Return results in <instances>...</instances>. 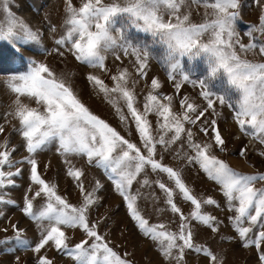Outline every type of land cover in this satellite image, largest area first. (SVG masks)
<instances>
[{"label": "snow or ice", "instance_id": "snow-or-ice-1", "mask_svg": "<svg viewBox=\"0 0 264 264\" xmlns=\"http://www.w3.org/2000/svg\"><path fill=\"white\" fill-rule=\"evenodd\" d=\"M14 3L15 0H0V40L13 46L14 59L25 70L8 71L0 81L10 93L0 110V135L4 137L0 141V205L19 206L4 189L17 186V178L24 175L27 165L30 182L21 210L34 222L39 239L33 244L25 237L26 230L12 223L14 235L4 237L0 244L15 241L16 246L32 247L37 264H54L52 258L40 254L48 246L73 257L76 264H132L127 254L122 257L99 231L104 217L91 218V210L100 200L97 192L103 185L96 179L90 189L85 186L84 169L68 159L77 155L104 169L139 230L156 242L166 260L185 264L186 250H194L203 253L208 264H222L212 248L194 242L191 223L195 220L218 231L220 221L203 206L219 207V201L194 194L182 178V168L163 162L167 152L187 164L198 163L220 186L227 208L235 213L229 219L246 245L260 247L264 243V171L240 170L216 154L227 151L225 130L220 126L222 110L227 107L239 134L258 142L259 155L264 157V59L249 58V54L264 56V0H254L260 11L257 22L250 23L246 31V43L237 21L249 0H79L78 4L65 0L62 31L54 38V51L63 56L64 48L77 61L110 73L111 84L95 71H89L87 79L113 106L122 125L131 130L129 120L134 122L139 143L94 113L63 72L58 73L48 63L27 54L28 43L43 46L42 33L17 16ZM194 7L202 15L199 21L193 19ZM200 7L203 13L199 12ZM50 27L55 32L57 26ZM132 29L148 34L151 41L130 36ZM156 45L161 46L159 51ZM109 56L113 58L114 71L108 65ZM154 57L174 81V92L161 91L158 77L147 83L149 61ZM185 58H202L205 75L193 79L185 70ZM141 79L147 87L142 108L136 92ZM216 81L220 83L215 84ZM185 82L199 85L198 96L187 92L181 95ZM177 101L179 109L175 107ZM150 115L156 117L155 127ZM12 133L19 134L21 144H11ZM53 144L64 157L67 175L76 182L81 197L78 203H70L58 191V184L39 171L37 154ZM20 148L26 154L14 158ZM240 155H247L244 148ZM149 168L167 173L174 187L159 179L150 181L146 174ZM134 182L159 185L165 194V207L157 211L178 214L176 230L164 222L149 223L138 207L141 193L132 191ZM177 190L194 205L187 216L174 199ZM151 196L159 200L154 193ZM37 198H42L39 205L35 203ZM257 225L259 232L249 239ZM67 229L82 230L85 238L70 244ZM261 260L264 261V254Z\"/></svg>", "mask_w": 264, "mask_h": 264}, {"label": "rangeland", "instance_id": "rangeland-1", "mask_svg": "<svg viewBox=\"0 0 264 264\" xmlns=\"http://www.w3.org/2000/svg\"><path fill=\"white\" fill-rule=\"evenodd\" d=\"M62 3V4H61ZM74 3H79V0H74ZM54 5V6H53ZM65 0H15L13 11L17 16L22 17L33 29H39L42 33V45L36 43H28L25 49L28 55L33 56L37 60L48 63L58 73L63 72L72 82L73 87L79 94L83 102L96 114L107 120L110 124L117 127L122 134L134 142L139 143L138 134L134 130V122L129 120L131 130L121 124L119 116L116 114L113 106L105 99L103 94H98L92 84L87 79L89 71H95L98 75L109 84L112 83L110 73L101 72L97 69H92L86 64L77 61L71 54H68L66 49L61 48L63 56L57 54L54 49L56 47L54 38L61 34V24L64 17ZM259 8L254 3V0H249V6H245L241 10V18L237 21V27L240 30V35L243 42H247L249 37L246 31L250 23L257 22ZM199 12L203 13V8H199ZM29 13V14H28ZM32 13V14H31ZM32 16H31V15ZM193 19L201 20L202 15L197 14V10L193 8ZM51 25H56V30H51ZM130 36L139 40L151 41V37L143 32H138L132 29ZM156 50L159 51L161 46L156 45ZM47 49V50H45ZM15 49L7 41L0 40V81L3 80L4 74L13 70H25L20 61L14 59ZM251 59H264V56H252ZM108 65L115 70L113 58L109 56ZM125 64L131 65L128 60ZM185 70L189 71L193 79L204 76L206 73V64L202 58H196L189 61L185 58ZM27 64V58L24 60V65ZM135 75V74H134ZM158 77L162 82L161 91L164 93L174 92V81L170 80L167 75V70L163 63L155 57L150 59L148 68L147 83L150 84L152 77ZM179 78V76H177ZM216 81L215 84H219ZM143 89V92L141 91ZM147 91L145 81L141 79L136 87V92L140 98L139 107L143 105V95ZM187 92L196 97L199 92V85L195 87L188 82L182 85L181 95ZM10 93L3 83H0V110L8 102ZM26 102H28L26 100ZM179 109L178 101L175 105ZM125 114L128 115L126 108ZM224 118L220 119V126L225 130L224 134L227 138V151L221 153L216 151V154L227 160L233 167L243 171H264V157L259 155L258 142L252 144L248 137L239 134L238 129L231 121V112L225 107L223 108ZM153 121L155 127L154 115L149 117ZM226 118V119H225ZM2 123V120H0ZM7 130V129H6ZM195 131V129H194ZM202 135V134H201ZM3 135H0V141L3 140ZM21 138L18 133L11 134V144H21ZM11 144L9 147H11ZM244 148L247 152L246 156L240 155V150ZM21 154H26L23 148L15 152L14 158H19ZM159 158V157H158ZM231 158L241 161L242 166L234 164ZM72 164L76 167L84 169L85 186L89 187L96 179H99L103 188L97 192L100 198L98 206H94L91 210V218L93 220L104 217L100 220L99 231L105 235L106 240L110 243L122 257L132 261V264H172L164 258L162 253L156 247V242L151 238L146 237L139 230L135 220L128 211L127 203L123 196L115 190L113 182L108 178L104 169L96 166L94 163L89 164L86 157L70 155L68 157ZM38 168L42 175L58 184V191L65 195L70 203H78L80 201V193L76 182L72 177L67 175V165L64 163V157L56 151V145L53 144L50 148L41 151L37 154ZM164 163L176 168H182V178L191 187L194 194L199 197L212 196L219 201V207L215 205H205L204 210L216 216L220 221L218 231L214 232L208 226L201 224L198 221L192 220L193 238L196 244H206L218 253L222 259V264H264L261 260V255L264 254V243L260 247L255 244H245L239 238L238 233L232 225L229 217L233 216L234 211L226 206L223 194L219 191V185L211 180L207 174L200 168L198 163L187 164L183 160H177L172 155V152L164 154ZM27 165H25L24 175L17 178V186H8L4 189L10 193V198L15 199L19 206L15 205H0V211L4 213L0 216V240L6 236H13L12 223H18L19 227L24 228L25 237L33 244L38 241L39 234L33 221H31L22 212V202L25 191L29 184ZM150 181L157 179L164 182L169 187H174V182L168 178L167 173L153 172L150 168L146 173ZM139 179H143L140 177ZM259 186V185H258ZM132 191L141 193L138 201V207L141 213L149 220V223L164 222L168 228L176 230L179 225V215L172 214L170 210L157 211L164 208L165 194L159 188L158 184L152 183L150 186H142L134 182ZM154 193L159 200L152 198ZM174 199L178 206L181 207L184 214L187 216L193 209L194 205L190 201H186L179 194L178 190L174 193ZM42 198H37L35 203L39 205ZM244 226H247L245 221ZM7 231H4V229ZM257 225L253 232L249 233V239H254L259 232ZM69 234V243L75 244L81 239H84L82 230L67 229ZM231 236L233 239H221L222 237ZM13 249L9 251L8 249ZM41 255H47L54 260V264H76L73 257L65 255L63 252L48 246L42 250ZM19 257V260L16 258ZM0 264H37V254L32 250V247H19L15 245V241H9L7 244H0ZM185 264H208L203 253H196L194 250H186Z\"/></svg>", "mask_w": 264, "mask_h": 264}, {"label": "bare ground", "instance_id": "bare-ground-1", "mask_svg": "<svg viewBox=\"0 0 264 264\" xmlns=\"http://www.w3.org/2000/svg\"><path fill=\"white\" fill-rule=\"evenodd\" d=\"M62 4V3H61ZM54 6V5H53ZM29 14V13H28ZM32 14V13H31ZM30 14V15H31ZM32 16V15H31ZM252 144H255L256 142L254 140H251ZM232 162L238 166H242L243 164H241V161L240 160H237V159H234V158H231Z\"/></svg>", "mask_w": 264, "mask_h": 264}]
</instances>
